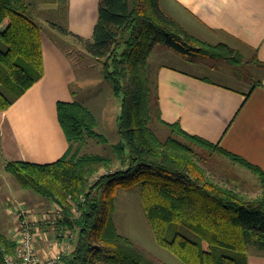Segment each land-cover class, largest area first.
Returning <instances> with one entry per match:
<instances>
[{"label": "trees", "instance_id": "16d2710c", "mask_svg": "<svg viewBox=\"0 0 264 264\" xmlns=\"http://www.w3.org/2000/svg\"><path fill=\"white\" fill-rule=\"evenodd\" d=\"M34 5L32 0H0V114L44 74ZM55 13L66 16L67 10ZM52 25L101 63L104 77L120 98L119 141L111 144L115 159L72 151L85 137L103 143L107 139L97 132L96 118L84 104L58 101L57 118L70 150L49 163L5 164V171L22 188L62 208L59 225L73 231L74 239L61 264H165L116 229V191L136 186L158 243L184 264H248L249 244L264 249V171L218 144L185 133L178 123L162 121L156 87L147 71L157 43L191 62L207 58L238 64L244 62L240 52L190 34L159 0H99L91 38L67 25ZM152 115L171 135L161 139L156 134L149 125ZM194 146L223 153L251 170L260 180L258 194L249 196L215 182ZM179 227L198 239L182 234ZM15 246L12 236L0 228V264L5 253L14 255Z\"/></svg>", "mask_w": 264, "mask_h": 264}, {"label": "crops", "instance_id": "0c3cea01", "mask_svg": "<svg viewBox=\"0 0 264 264\" xmlns=\"http://www.w3.org/2000/svg\"><path fill=\"white\" fill-rule=\"evenodd\" d=\"M32 1L36 13L66 8L69 29L91 38L99 0ZM159 1L190 34L210 43H226L244 57L238 64L211 59L217 63L211 66L207 58L191 62L162 46L159 51L179 59L175 62L180 65L163 64L155 72L160 119L178 123L185 133L218 144L264 171V0ZM41 46L43 76L0 114V178L5 177L7 161L49 163L71 147L56 104L78 101L71 90L76 79L73 63L68 52L42 33ZM186 65L205 75L191 73ZM32 207L39 211L38 205ZM46 229V237L38 241L41 255L57 248L54 231ZM247 261L264 264V251L249 252Z\"/></svg>", "mask_w": 264, "mask_h": 264}, {"label": "rangeland", "instance_id": "374dc122", "mask_svg": "<svg viewBox=\"0 0 264 264\" xmlns=\"http://www.w3.org/2000/svg\"><path fill=\"white\" fill-rule=\"evenodd\" d=\"M161 2L163 3L164 0H161ZM55 12L39 11V16H35L34 20L40 26L43 35L54 41L70 55L76 76L75 81L71 85L74 97L93 113L97 121V132L104 135L107 139V142L103 143L97 142L95 138L85 137L83 142L72 146V151L77 150L78 155H111L115 159L111 144L119 141L117 117L120 112V98L115 96L112 84L104 77L101 63L85 51L77 41L65 36L53 27L52 22L68 26L65 14L61 13V15H58ZM157 46H155V48L157 47L155 52L153 51L148 58L147 71L151 81L154 80L155 72L160 65H180L175 62H180L179 59H174V57L168 56V53L163 54L159 51L165 45L159 43ZM242 58L244 60V57ZM205 61L211 66L217 64L216 61L211 59H205ZM186 69L196 75H205L200 70L193 68V66L186 65ZM209 77L215 80L218 79V77L215 78L214 76ZM220 81L224 82V80ZM234 84L237 83L234 82ZM149 125L161 139L171 135L170 129L157 122L155 115H152ZM178 138L184 141L182 137L178 136ZM1 142L2 138H0V144ZM194 149L198 156L205 161L204 165L210 170L211 174L209 175L215 182L228 188L233 187L242 190L249 196L258 194L260 180L251 170L218 151L208 152L199 146H194ZM114 166H117L116 161H114ZM3 175L5 177L0 178V228L7 230V233L11 236L15 223V216L12 210L21 206L20 204L27 207L38 205L39 211L52 208L54 204L46 201L33 190L22 188L10 173L3 171ZM22 201L23 203H21ZM40 202L42 203L39 204ZM7 207L9 212L6 209ZM113 220L117 231L121 235L131 239L153 259L165 264H184L175 254L158 243L144 211L140 186L132 189H117ZM178 231L191 239H198L196 234L185 227H179ZM171 236L172 232H169L167 237L170 238ZM261 250L264 251V249L254 244H249L246 249L247 254Z\"/></svg>", "mask_w": 264, "mask_h": 264}, {"label": "built area", "instance_id": "2783aa9c", "mask_svg": "<svg viewBox=\"0 0 264 264\" xmlns=\"http://www.w3.org/2000/svg\"><path fill=\"white\" fill-rule=\"evenodd\" d=\"M13 210L15 223L12 238L15 240V253L3 255L4 264H61L62 257L71 251L74 232L63 229L59 223L63 210L58 205L43 211L20 204ZM46 227L54 231L57 248L42 252L38 247L40 238H45Z\"/></svg>", "mask_w": 264, "mask_h": 264}]
</instances>
